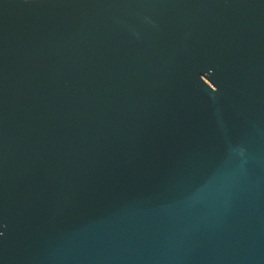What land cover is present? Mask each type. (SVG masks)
I'll return each instance as SVG.
<instances>
[{"label":"water","instance_id":"water-1","mask_svg":"<svg viewBox=\"0 0 264 264\" xmlns=\"http://www.w3.org/2000/svg\"><path fill=\"white\" fill-rule=\"evenodd\" d=\"M0 264H264V0H0Z\"/></svg>","mask_w":264,"mask_h":264}]
</instances>
